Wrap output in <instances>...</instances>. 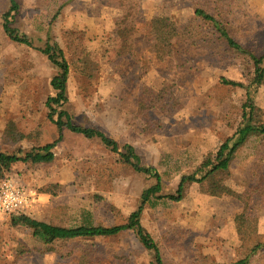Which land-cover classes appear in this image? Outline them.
I'll list each match as a JSON object with an SVG mask.
<instances>
[{
    "label": "rangeland",
    "instance_id": "rangeland-1",
    "mask_svg": "<svg viewBox=\"0 0 264 264\" xmlns=\"http://www.w3.org/2000/svg\"><path fill=\"white\" fill-rule=\"evenodd\" d=\"M20 12L13 26L30 35L35 46L18 43L5 33L2 15L9 0H0V150L27 151L55 140L58 129L47 118L46 100L54 94L56 67L37 47L48 33L70 63L68 100L76 123L97 127L123 149L135 147L141 163L162 178L161 193H175L183 175L192 174L203 158L214 155L241 120L245 88L221 82L222 77L248 84L252 60L226 49L212 25L195 10L206 0H17ZM230 6L240 23L238 41L264 53V0H209ZM168 16L183 38L164 60L151 49V20ZM185 37V38H184ZM88 71L84 73L83 71ZM92 75V76H90ZM168 85L173 100L138 115L143 88L158 93ZM165 86V87H164ZM171 99L168 105H171ZM264 110V84L256 96ZM50 163H17L13 175L31 187L36 201L24 212L60 225H74L84 211L94 222H126L140 204L143 191L156 179L137 172L98 139L64 130ZM263 169V170H262ZM239 188L255 185L264 171V152L240 150L231 166ZM203 172L197 171V176ZM5 176V177H6ZM50 191H55L52 194ZM264 194L251 198L247 218L264 242ZM147 204L142 224L160 247L164 264H231L250 253L237 225L245 203L230 195H211L206 181L187 182L179 202ZM16 213V212H13ZM0 217V264H151L152 254L128 230L110 237L81 238L44 245L30 229ZM26 246L23 254L17 248ZM248 264H264V248Z\"/></svg>",
    "mask_w": 264,
    "mask_h": 264
},
{
    "label": "trees",
    "instance_id": "trees-1",
    "mask_svg": "<svg viewBox=\"0 0 264 264\" xmlns=\"http://www.w3.org/2000/svg\"><path fill=\"white\" fill-rule=\"evenodd\" d=\"M10 7L2 15V27L5 33L12 40L28 46H35L34 39L13 26V19L20 12V5L17 0H9ZM230 6L226 2L213 5L209 0L205 4L198 6L195 13L204 21L209 22L217 39L226 46V49L240 52L248 56L254 65L253 77L246 85L243 82L222 77V83L234 87L245 88V100L242 103L241 120L232 135L223 140L214 155H207L203 158L197 171L203 172L197 176V171L192 174L183 175L178 183L175 193H161L163 189L161 174L153 167L144 165L136 153L135 147L125 144L120 149V144L114 138L106 135L97 127L85 126L74 121L73 115L64 108L68 100V81L70 77V63L61 45L55 41L50 33L44 44L37 48L42 51L49 61L56 67V72L51 79V86L54 94L48 96L46 100L47 118L56 125L58 129L57 138L38 147H32L27 151L6 152L0 150V183L11 169L19 162L29 165L50 163L54 160L53 148L63 140L64 130L80 133L87 139H98L103 145L109 148L118 156V160L131 166L137 172L144 173L156 179V183L147 187L141 196L140 204L133 210L126 222L112 225H104L94 222L92 214L84 211L79 222L74 225H60L34 218L24 212L11 213L10 223L15 227L30 229L32 236L44 245H50L58 241H69L81 238H101L110 237L131 230L136 235L142 245L152 254L151 264H164L159 245L153 236L143 226L142 214L147 204L156 206L159 200L165 203L168 201L179 202L183 199L187 182L206 181L210 194L216 196L230 195L245 203V211L238 218L237 231L240 240L253 242L250 253L231 264H248L250 256L258 253L264 248V242L254 237L258 234L256 223L247 218V205L251 198L260 197L264 194V171L253 175L255 185L246 188H239L235 182L231 166L240 150L248 148L253 150L255 156L264 152V110L258 106L256 96L259 88L264 84V53L257 54L252 49L244 46L237 40L235 34L240 28V23L230 18L228 13ZM151 49L155 53V58L164 61L174 54L177 42L183 38L178 28L170 23L168 16H155L151 20ZM185 38V37H184ZM88 73V71H83ZM92 76V75H90ZM160 90L158 93L152 92L150 87L143 88L138 102V115H145L148 110L155 106L167 110L172 105H179L177 100H173L170 93L167 96L169 87ZM164 86V87H165ZM171 99V105H168ZM263 170V169H262ZM56 194L55 191H50ZM264 201V198H263ZM18 254L26 252V246L17 248ZM79 264H90L84 257Z\"/></svg>",
    "mask_w": 264,
    "mask_h": 264
},
{
    "label": "built area",
    "instance_id": "built-area-1",
    "mask_svg": "<svg viewBox=\"0 0 264 264\" xmlns=\"http://www.w3.org/2000/svg\"><path fill=\"white\" fill-rule=\"evenodd\" d=\"M36 198L31 187L21 184L13 175L6 176L0 183V217L28 209Z\"/></svg>",
    "mask_w": 264,
    "mask_h": 264
},
{
    "label": "crops",
    "instance_id": "crops-1",
    "mask_svg": "<svg viewBox=\"0 0 264 264\" xmlns=\"http://www.w3.org/2000/svg\"><path fill=\"white\" fill-rule=\"evenodd\" d=\"M72 132V131H71ZM65 133V132H64ZM54 141V140H53ZM52 142V141H51ZM20 181V180H19ZM21 183V182H20ZM13 213V212H12ZM11 214V213H10ZM8 215V214H7Z\"/></svg>",
    "mask_w": 264,
    "mask_h": 264
}]
</instances>
